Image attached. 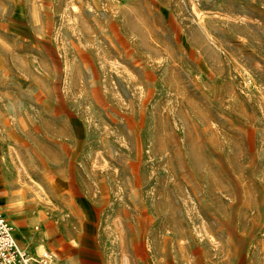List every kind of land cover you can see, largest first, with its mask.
Masks as SVG:
<instances>
[{
  "label": "rangeland",
  "instance_id": "1",
  "mask_svg": "<svg viewBox=\"0 0 264 264\" xmlns=\"http://www.w3.org/2000/svg\"><path fill=\"white\" fill-rule=\"evenodd\" d=\"M4 172L106 264H264V0H0Z\"/></svg>",
  "mask_w": 264,
  "mask_h": 264
},
{
  "label": "crops",
  "instance_id": "2",
  "mask_svg": "<svg viewBox=\"0 0 264 264\" xmlns=\"http://www.w3.org/2000/svg\"><path fill=\"white\" fill-rule=\"evenodd\" d=\"M16 187L18 188V185L9 177L8 173H2L0 176V202L9 207L5 216L9 222L14 224L15 238L22 250L34 258H38L45 252L53 253L56 256L54 264H106L104 258L97 252L99 246L94 232L90 231L91 228L85 224L82 207V212H80L75 205V213L83 216L84 227L82 233L73 238L72 226L68 227L66 223L57 225L53 219L48 220L39 216L41 211L32 209L24 213L18 212L20 196ZM39 218L44 222L40 223ZM86 238L92 241L90 245L83 243Z\"/></svg>",
  "mask_w": 264,
  "mask_h": 264
},
{
  "label": "built area",
  "instance_id": "3",
  "mask_svg": "<svg viewBox=\"0 0 264 264\" xmlns=\"http://www.w3.org/2000/svg\"><path fill=\"white\" fill-rule=\"evenodd\" d=\"M54 261L49 252L34 258L22 250L17 244L14 227L0 210V264H54Z\"/></svg>",
  "mask_w": 264,
  "mask_h": 264
},
{
  "label": "bare ground",
  "instance_id": "4",
  "mask_svg": "<svg viewBox=\"0 0 264 264\" xmlns=\"http://www.w3.org/2000/svg\"><path fill=\"white\" fill-rule=\"evenodd\" d=\"M21 194L23 195V197L24 198H28V195H27V189L25 188V187H23L22 189H21ZM1 208H2V206H0ZM3 209V208H2ZM6 212V211H5ZM34 214V213H33ZM11 218V217H10ZM34 218V217H33ZM12 219V218H11ZM39 219H41V218H39ZM12 221H13V219H12ZM10 223L12 224V226L13 227H15L14 226V224L10 221Z\"/></svg>",
  "mask_w": 264,
  "mask_h": 264
}]
</instances>
